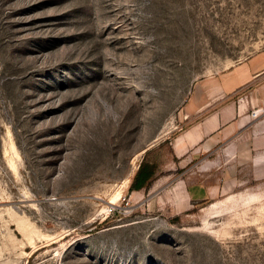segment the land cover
Segmentation results:
<instances>
[{
    "label": "rangeland",
    "instance_id": "1",
    "mask_svg": "<svg viewBox=\"0 0 264 264\" xmlns=\"http://www.w3.org/2000/svg\"><path fill=\"white\" fill-rule=\"evenodd\" d=\"M262 52L264 0H0V264H264V166L170 145Z\"/></svg>",
    "mask_w": 264,
    "mask_h": 264
},
{
    "label": "crops",
    "instance_id": "2",
    "mask_svg": "<svg viewBox=\"0 0 264 264\" xmlns=\"http://www.w3.org/2000/svg\"><path fill=\"white\" fill-rule=\"evenodd\" d=\"M242 87L249 90L246 99L224 100L225 95ZM207 89L208 96H204L202 92ZM198 91L182 107V131L170 141L174 159L185 166L196 155L206 156L222 148L225 155L221 159L230 162L243 148V153L250 155L255 167L264 166V113L256 117L249 113L250 109L264 108V52L254 55L222 77L207 81ZM203 162L199 167L201 171L215 163L208 158ZM180 193L185 199H190L185 185L181 186Z\"/></svg>",
    "mask_w": 264,
    "mask_h": 264
},
{
    "label": "trees",
    "instance_id": "3",
    "mask_svg": "<svg viewBox=\"0 0 264 264\" xmlns=\"http://www.w3.org/2000/svg\"><path fill=\"white\" fill-rule=\"evenodd\" d=\"M148 154L149 150L132 180L131 191L147 192L157 177L158 162L157 160H149Z\"/></svg>",
    "mask_w": 264,
    "mask_h": 264
},
{
    "label": "built area",
    "instance_id": "4",
    "mask_svg": "<svg viewBox=\"0 0 264 264\" xmlns=\"http://www.w3.org/2000/svg\"><path fill=\"white\" fill-rule=\"evenodd\" d=\"M260 109H262L263 110V112H264V108H261V107H259V108H254L253 110H252V115L254 116V117H256L257 116V111H259ZM262 113V112H261Z\"/></svg>",
    "mask_w": 264,
    "mask_h": 264
},
{
    "label": "bare ground",
    "instance_id": "5",
    "mask_svg": "<svg viewBox=\"0 0 264 264\" xmlns=\"http://www.w3.org/2000/svg\"><path fill=\"white\" fill-rule=\"evenodd\" d=\"M121 194V193H120ZM120 194L119 195H117L115 198H113L112 200H110V202L111 203H116V200L118 199V197L120 196ZM232 197L231 196H229L228 198H227V200H229V199H231Z\"/></svg>",
    "mask_w": 264,
    "mask_h": 264
}]
</instances>
